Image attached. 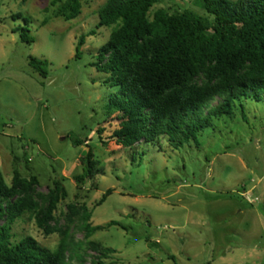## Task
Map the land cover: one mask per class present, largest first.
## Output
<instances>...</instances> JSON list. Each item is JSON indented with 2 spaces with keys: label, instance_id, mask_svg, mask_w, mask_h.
Listing matches in <instances>:
<instances>
[{
  "label": "rangeland",
  "instance_id": "374dc122",
  "mask_svg": "<svg viewBox=\"0 0 264 264\" xmlns=\"http://www.w3.org/2000/svg\"><path fill=\"white\" fill-rule=\"evenodd\" d=\"M104 1L85 0L80 14L65 20L53 15L49 0H0V171L7 184L14 167L35 174L32 198L41 209L53 180L66 190L49 222L53 232L25 212L12 224L11 240L30 235L54 250L64 232L68 264H90L99 248L114 249L102 259L108 264H264V99H235L232 114L213 117L197 142L176 148L159 136L116 144L109 138L116 113L106 109L116 87L92 65L111 31L96 27ZM160 7L205 15L200 0H157L149 17ZM17 27H26L33 42L22 41ZM91 30L77 51L79 36ZM28 56L47 60L46 77L31 69ZM203 81V74L196 78ZM88 148L103 173L76 183ZM84 208L87 222L104 226L89 236Z\"/></svg>",
  "mask_w": 264,
  "mask_h": 264
},
{
  "label": "trees",
  "instance_id": "16d2710c",
  "mask_svg": "<svg viewBox=\"0 0 264 264\" xmlns=\"http://www.w3.org/2000/svg\"><path fill=\"white\" fill-rule=\"evenodd\" d=\"M85 0H49L53 15L70 20L80 14ZM157 0H105L97 9L96 27L111 26L107 40L99 47L92 65L107 74L105 83L116 87L106 104L108 114L116 113L117 126L109 138L123 147L165 136L170 145L182 146L211 123L213 117L230 115L235 99H264V0H200L205 15L191 9L169 11L156 8ZM21 15L15 13L13 18ZM25 23L28 19L23 18ZM26 43L33 42L26 27L14 28ZM91 30L77 40L78 51ZM77 54V53H76ZM47 60L28 56V65L46 77ZM203 74L204 81L196 78ZM215 106L209 103L215 98ZM204 109H207L204 112ZM97 128L98 138L106 144ZM73 144L82 143L72 139ZM18 160L17 156H14ZM28 162V161H27ZM81 172L76 183L91 180L101 169L90 148L80 157ZM26 164V168L29 169ZM38 184L35 174L22 176L14 167L10 184L0 171V264H68L69 243L65 233L54 250L26 235L12 241L11 226L29 212L44 233L66 190L53 180L46 206L41 209L32 198ZM111 190L102 194V203ZM86 236L102 229L87 222ZM117 225L110 221L106 225ZM90 264H108L103 257L114 251L99 248Z\"/></svg>",
  "mask_w": 264,
  "mask_h": 264
}]
</instances>
